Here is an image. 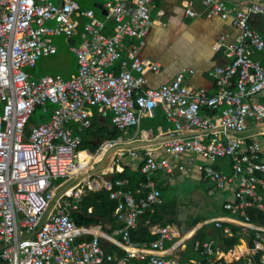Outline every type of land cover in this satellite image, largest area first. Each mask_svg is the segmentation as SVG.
<instances>
[{
  "label": "built area",
  "instance_id": "2783aa9c",
  "mask_svg": "<svg viewBox=\"0 0 264 264\" xmlns=\"http://www.w3.org/2000/svg\"><path fill=\"white\" fill-rule=\"evenodd\" d=\"M126 1H105L104 18L99 19L76 0H0V264H138L137 259H144V264H214L220 258L256 264L255 255L264 249V226L252 222L247 210L264 211V65L254 55L264 54V37L252 28L249 17L264 13V7L255 1L237 7L224 0H200L203 10H196L193 0L187 1L186 16L229 18L236 30L231 42L225 43L227 36L220 35L212 44L214 50L223 47L227 61L208 70L217 88L208 94L184 83L185 73H193L191 68L177 71L171 81L157 87L145 86L144 74L160 68L158 62L145 65L140 58L152 25L153 0H133V5ZM108 22L112 31L106 34ZM55 35L78 40L70 46L76 72L68 78L58 74L34 78L28 69L41 56L56 53L51 40ZM128 39L135 42L127 46ZM117 61L119 68L114 71L111 66ZM47 104L53 106L49 119L31 125V113L37 107L46 110ZM158 105L174 122L162 150L172 157L186 152L201 156L205 162L198 169L216 191L233 185L231 199L223 204L226 213L204 223H211L224 236H231L236 225L245 242L243 250L235 244L218 256L212 240H204L196 247L210 262L165 257L164 242L178 237L169 224L149 225L157 235L149 243L131 241L130 230L147 212L154 213L161 201L153 173L171 171L166 157L145 150L139 165L142 179L134 191L126 189L127 178L108 176L114 173L112 168L90 172L108 148L125 142L121 136L101 142L94 154L100 157L91 158L86 168L79 164L81 132L91 126L94 108L103 114L111 111L112 125L126 130L138 127L142 117H153ZM202 109L219 110V114L212 118ZM70 123L76 124L78 132ZM192 129L199 132L178 135ZM139 137L154 139L151 130L141 131ZM126 155L135 157L137 152L120 148L111 160ZM223 157L231 161L230 173L213 166ZM56 178L61 179L57 184ZM70 181L72 185L53 200L37 229L55 192ZM99 190L108 191L116 201L113 217L121 223L115 230L119 240L110 239L124 252L121 256L106 253L97 235L77 240L89 229L74 224L71 212L83 195ZM250 233L254 234L252 247L245 237ZM258 261L264 263V255Z\"/></svg>",
  "mask_w": 264,
  "mask_h": 264
},
{
  "label": "crops",
  "instance_id": "0c3cea01",
  "mask_svg": "<svg viewBox=\"0 0 264 264\" xmlns=\"http://www.w3.org/2000/svg\"><path fill=\"white\" fill-rule=\"evenodd\" d=\"M105 1L107 0H104L102 2L97 1L94 3L93 6H89V7H83L82 4H80L78 1L77 2L82 9H92L95 17L99 19H103L104 13L102 6ZM187 1L188 0H153L151 4L150 17L152 20V25L150 31L145 37V44L140 51V58L143 64L145 65L158 62L160 68L159 71L156 73L147 72L146 74H144L145 86L152 88L157 87L160 84L171 81L174 78L177 71L185 68H191L193 69V73H188V72L185 73L184 83L194 88H202L208 94H213L216 92L217 88L214 79L208 75V70L211 69L213 66L224 64L227 61V58L223 54V47L219 50H214L212 48V44L216 40H218L220 35L227 36L225 43L231 42L236 35V30L231 25V21L229 18L222 19L218 16H211V17L197 16L191 18L186 16L184 14V8L186 7ZM224 1L228 6H237V7L245 6L255 1L260 3L264 7V0H224ZM126 2L130 5L131 4L133 5V0H127ZM193 3H194V8L196 10H203L200 0H193ZM95 8L100 9V13L98 14L99 16H96L94 10ZM249 21L252 28L255 31L259 32L264 37V13H257L250 15ZM51 22L53 24H49ZM46 24L54 25V22L47 21ZM111 31H112V23L108 22L106 24L104 32L106 34H109ZM55 36H60V35H55ZM71 40H73V42ZM68 42L70 44H75L78 43V40L76 38L73 39L71 38V39H67V43ZM134 42L135 40H129V39L125 41L127 46L133 44ZM67 49L69 51H72L69 46ZM254 55L258 59H260L262 64L264 65V54L262 52H258L255 53ZM111 68L114 71H117L119 68V62L118 61L115 62L111 66ZM76 69H77V62H75L74 68L68 69V75L62 77L68 78L71 74L76 72ZM30 74L32 75V73ZM132 74L134 76L139 75L136 71H132ZM157 112H159L162 115H165L162 107L158 105L155 107L153 117H146V116L142 117L139 126L130 127L133 129V132L131 134L128 133L126 134L125 132L128 130V128L126 130H118L112 125L111 111L108 110L106 111L105 114H103L98 112L95 108L93 109L92 119L96 117L97 125H104L109 130L112 129L118 130L120 134L117 136V138L121 136L123 137V140H125V142H133V141L140 142L138 143V145L129 147L136 150L137 156L135 157L126 155L119 161L113 162L111 160L113 155L110 156L111 157L109 160L110 163L107 166H110V168L114 170V173L109 174L108 176L114 177L113 175L115 173H121L123 172L124 168H127L128 173L135 174L137 177H141V174L139 173V165L144 160V152L146 149L153 152L158 158L166 157L172 165L171 171L167 172L164 169H159L153 173V179L155 181L156 187L161 191V201L155 206V209L157 208L159 213L163 216L162 218L163 221L164 220L169 221V223L166 224H169L178 231V237H176L174 240L179 239V242L177 245L174 244V240H167L164 242V248L167 250V252L165 253V257H175L178 258L181 262H186L188 260H201V254L199 253L196 247L198 241H194V242L192 241L196 230L198 231L201 230V232L204 233V240H212L213 246L217 251V255L219 256L222 253L227 252L229 249L227 251H224L222 249L220 243L218 242L215 231L217 228H215L211 223H204V221L215 216L224 215L226 213V210H224L223 208V204L225 201L231 199L233 185L228 186L226 189L222 191H218V190L216 191L214 189L213 183L203 178L201 172L199 171L198 166L200 164H203L205 160L197 154L186 152L179 155L178 157H172L171 155L165 153L162 150L161 143L164 141L165 138H168L169 136L168 132L174 129V122L172 120H169L165 115L167 119L166 123L164 122L165 125L158 126L157 123L158 119L154 120V118L156 117L155 113ZM202 112L206 113L212 118H217L219 114V110H209L208 113L207 109H202ZM108 113H110V115ZM92 124H93V120H91V126L86 130H84L83 132H81V135L83 136L84 140L90 142V144L95 145V147L92 148L90 144H86L83 146L84 148L81 149L83 151L80 152L79 150V155H81L83 152L88 151L92 155V159H94V154L97 148L99 147L100 143L110 139L99 140L97 134H91V133H89V135L86 136L87 130L94 129V126L92 127ZM69 125L73 128L74 131H77L76 124L70 123ZM155 126H156V130L154 129ZM146 130H151L153 132L154 139L153 138L147 140L140 139L139 136L141 131L143 132ZM198 132H199L198 130L192 129L180 133L178 135H181L183 137H190L196 135ZM180 158H182V161L180 160ZM213 166L217 169L222 170L225 173L231 172V161L227 157L218 158L216 161L213 162ZM185 175L186 176L188 175V177L189 175H191V177H195L196 179H199L202 182H208V185L205 188L206 194L209 195L210 197H214L216 202L218 199L221 198L222 201H221V205L216 204L217 205V207L215 208V211L217 212L216 215L212 217H205L202 219L193 218L189 221L190 227L183 230L182 228L183 225H181L178 221L174 201H172L171 203H167L164 201L163 197L169 185L172 183L176 184L179 181L180 182L183 181L184 179H186ZM59 182H55V183L57 184ZM208 207H210V209L212 210L214 208L213 202L209 201ZM147 213L151 215V213L149 212ZM143 216L141 217V220L138 223L142 222V224L146 226L148 232L152 235L155 234L149 231L148 228L149 225L151 226L165 225L160 222L152 223L149 217H145L143 219ZM195 219L199 220V222H197L195 225H192V222ZM146 221H148L149 223L146 224L145 223ZM116 223L118 224V227L112 229L109 227L108 224H105L104 227H101L100 225L97 226L79 225L88 228L89 233L79 237L77 240L86 239L87 237L91 238L93 235H97L100 239L101 246L106 253H110L115 257L121 256L123 255L124 252L121 250V248L116 242L110 239L112 237L115 240H119V236L115 234V230L121 226V223L118 222L117 220ZM176 224H178L179 227H177ZM156 236L157 235H155V238ZM241 239L242 238L239 239L238 245L240 246L242 244L245 245L244 240ZM112 246H116L118 249L121 250L122 253L120 252L119 255L115 252V250L108 251V249H110ZM136 261L138 262V264H144L145 260L137 259ZM105 263L113 264L112 262H103L101 264H105Z\"/></svg>",
  "mask_w": 264,
  "mask_h": 264
},
{
  "label": "trees",
  "instance_id": "16d2710c",
  "mask_svg": "<svg viewBox=\"0 0 264 264\" xmlns=\"http://www.w3.org/2000/svg\"><path fill=\"white\" fill-rule=\"evenodd\" d=\"M73 42V40H71ZM207 112L209 113V110L207 109ZM154 120H157L158 126L159 125H165L167 119L165 115L160 114L159 112L155 113ZM92 127L94 126V129L87 130L86 136L91 134H97L98 139H115L120 134V132L116 129L109 130L104 125H97L96 124V117L93 119ZM97 125V126H96ZM156 130V126L154 127ZM85 137V136H84ZM90 144V142H87L84 140L82 136V142L80 146L78 147V150L83 151L84 145ZM92 148L95 147V145L90 144ZM107 170H110V166H107ZM115 178H127L128 183L126 185V189L134 190L137 187V183L141 177H137L135 174H131L127 172V168L123 169V172L121 173H115L113 175ZM161 193V191H160ZM116 206V201L109 198L108 191L106 190H99L95 192H87L85 195L82 196L81 200L78 202V208L76 210H73L71 212V219L74 224L76 225H85V226H97L100 225L101 227H104L105 224H108L109 227L116 228L118 227V224L116 223L115 218L113 217V211ZM91 208V211L88 212V208ZM247 214L249 215V218L252 222L261 224L264 226V211L254 210V209H248ZM145 217H149L150 221L152 223L160 222L162 224L169 223L168 220L163 221V216L159 213L158 209L156 208L154 213L149 215L148 213L143 216V219ZM199 220L195 219L192 222V225H195ZM233 233L231 236H224L222 231L220 229H216V235L218 242L220 243V246L224 251H227L228 249H231L235 244L239 243V238L241 235L237 233V226L232 225ZM246 237V241L249 247L253 246V239L254 234L250 233ZM155 235H152L148 232L146 226L142 224V222L138 223V225L135 228H132L130 230V239L132 242H151L154 240ZM86 239H90V237H87ZM192 241H198V243L204 241V233L201 232V230H196L194 237ZM115 250L117 254L120 255L121 250L118 249L116 246H112L108 251ZM199 251V248H197ZM122 253V252H121ZM261 255H264V249L259 250L258 253L255 255V262L256 264H264L258 261ZM201 260L204 263L210 262L211 260H208L206 257L201 256ZM110 264V263H105ZM214 264H244V260L240 259L238 261L234 262H226L222 258H220L217 261H214Z\"/></svg>",
  "mask_w": 264,
  "mask_h": 264
},
{
  "label": "rangeland",
  "instance_id": "374dc122",
  "mask_svg": "<svg viewBox=\"0 0 264 264\" xmlns=\"http://www.w3.org/2000/svg\"><path fill=\"white\" fill-rule=\"evenodd\" d=\"M54 3H58V0H52ZM83 7L93 6L97 1L104 0H77ZM96 16H99L100 9L95 8ZM49 24H53L52 22ZM53 43L56 44L58 51L56 54L41 56L37 60V64L34 68L28 69L34 77L40 75H56L61 76L68 75V69L74 68L76 62V56L72 51H69L67 48L71 44L67 39L60 36H52ZM53 106L47 104L46 110L42 107H37L34 112L31 113L29 122L31 125L45 122L49 119ZM110 115V113H108ZM251 124H254L251 122ZM133 132L132 128H128L125 132L126 134H131ZM182 157V156H181ZM182 161V158H180ZM192 162V161H191ZM195 162V161H194ZM193 162V163H194ZM123 163V162H121ZM186 176V175H185ZM61 179L56 178L55 182H59ZM208 185V182H202L191 175L186 176V179L179 181L176 184L172 183L169 185L168 189L164 193V201L171 203L174 201L175 210L177 213L178 221L183 225V230L190 227L189 221L193 218L202 219L205 217H212L217 214L215 208L217 205H221V199L215 201L214 197H210L206 194L205 188ZM209 201L213 202V209L211 210L208 207ZM217 204V205H216ZM177 227L178 224H176ZM182 232V231H181ZM169 244V243H168Z\"/></svg>",
  "mask_w": 264,
  "mask_h": 264
},
{
  "label": "water",
  "instance_id": "95a60500",
  "mask_svg": "<svg viewBox=\"0 0 264 264\" xmlns=\"http://www.w3.org/2000/svg\"><path fill=\"white\" fill-rule=\"evenodd\" d=\"M103 13H105V11L103 10ZM167 138H165L164 140H166ZM138 143L140 142H136V141H133V142H122L120 144H116L110 148H108L106 150V152L103 154L102 158L94 165V167L90 170L91 173L93 172H96V171H99L101 170L102 168L106 167L110 162V156L112 155V152H114L115 150L117 149H126V148H129V147H132V146H135V145H138ZM73 181H70V182H67L66 184H64V186H62L60 189H58L56 192H55V195L53 197V199L49 202L47 208H46V211L44 213V216H43V219L41 220L40 224L38 225L37 229L41 226V224L43 223L50 207H51V204L53 202L54 199H56L64 190H66L67 188H69L71 185H72Z\"/></svg>",
  "mask_w": 264,
  "mask_h": 264
},
{
  "label": "bare ground",
  "instance_id": "6f19581e",
  "mask_svg": "<svg viewBox=\"0 0 264 264\" xmlns=\"http://www.w3.org/2000/svg\"><path fill=\"white\" fill-rule=\"evenodd\" d=\"M105 149V148H104ZM116 151L117 150H115L114 152H112V155L113 154H115L116 153ZM106 152V151H105ZM104 152V153H105ZM103 153V154H104ZM111 155V156H112ZM78 162H79V164L82 166V167H84V168H86L87 167V164H88V162H89V160L92 158V155L87 151V152H83L81 155H79V153H78ZM98 157H100V154H97V155H95L94 156V158L95 159H97ZM80 159H81V161H80ZM107 168V167H106ZM108 169V168H107ZM193 230V229H192ZM191 231V230H190ZM240 249H243L244 248V245L242 244L240 247H239Z\"/></svg>",
  "mask_w": 264,
  "mask_h": 264
}]
</instances>
